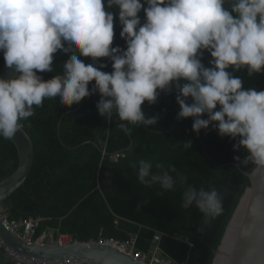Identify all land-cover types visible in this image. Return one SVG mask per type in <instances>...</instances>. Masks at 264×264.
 <instances>
[{
    "label": "clouds",
    "instance_id": "obj_1",
    "mask_svg": "<svg viewBox=\"0 0 264 264\" xmlns=\"http://www.w3.org/2000/svg\"><path fill=\"white\" fill-rule=\"evenodd\" d=\"M106 3L107 9L118 10L126 48L113 47L115 16L105 0H0V52L6 67L19 73L0 77V138L13 139L21 121L46 98L59 97L62 105L72 107L97 93L100 116L110 119L115 111L120 121L153 127L159 116L146 118L145 101L152 105L162 93L175 92L178 120L192 118L197 134L211 126L221 137L232 138L234 151L248 153L234 157L236 166L251 163L254 173L264 170V90L245 88L233 74L241 68L249 76L264 73V0ZM61 51L68 56L62 74L45 80L38 73L53 72L55 54ZM205 52L212 57L211 67L202 63ZM102 58L111 62V73L102 70L108 67ZM118 127L130 131L125 123ZM184 146L191 148L192 141ZM156 168L160 171L153 173L151 161H139L140 182L158 183L165 190L186 183L182 174H170L174 166L165 170L158 163ZM182 200L186 209L195 205L205 223L223 211L215 188L188 185Z\"/></svg>",
    "mask_w": 264,
    "mask_h": 264
},
{
    "label": "trees",
    "instance_id": "obj_2",
    "mask_svg": "<svg viewBox=\"0 0 264 264\" xmlns=\"http://www.w3.org/2000/svg\"><path fill=\"white\" fill-rule=\"evenodd\" d=\"M105 7L115 16L113 47L126 48L119 35L122 29L118 10L107 9L106 0ZM140 16L143 22V11ZM67 59L66 54L58 52L53 72L38 74L44 79L62 74ZM80 59L92 63L90 57ZM210 60L212 57L205 52L202 63L211 67ZM4 62L0 52V68ZM101 62L108 64L102 70L111 73V62L107 58ZM233 74L243 79L245 88L264 90V73L249 76L247 68H241ZM175 95V92L162 93L152 105L145 101L142 107L146 118L159 116L153 127L120 121L115 111L110 119L104 118L96 108L100 95L86 97L78 111L65 116L62 137L69 146L94 141L101 149L92 143L69 149L58 139L60 116L78 104L66 107L55 97L46 98L41 107L34 106L35 114L21 121L34 142V164L24 185L2 203L8 206L10 218L42 216L39 231L56 227L73 240L97 239L100 231L104 237L119 240L134 234L137 247L142 250L149 248L158 233L162 252L176 261L212 264L228 221L249 184L245 172H250L254 165L236 166L234 157L243 159L248 153L243 148L234 151L236 141L232 138L221 137L211 126L197 134L192 129V118L178 120L180 109ZM120 123L127 124L130 131H122ZM186 141H192L191 148H185ZM116 153L124 156L114 161L111 156ZM141 160L152 162L153 173L160 171L156 168L158 163L165 170L174 166L176 171L170 174L174 178L177 173L182 174L186 183L178 182L172 190H165L158 183H141L138 178ZM18 163L13 142L0 138V181L11 175ZM188 185L205 190L215 188L222 199V213L205 223L203 213L195 205L184 208L182 197Z\"/></svg>",
    "mask_w": 264,
    "mask_h": 264
},
{
    "label": "water",
    "instance_id": "obj_3",
    "mask_svg": "<svg viewBox=\"0 0 264 264\" xmlns=\"http://www.w3.org/2000/svg\"><path fill=\"white\" fill-rule=\"evenodd\" d=\"M225 7H231L226 3ZM14 69L0 68V77L11 79L18 76ZM47 80V79H45ZM81 102L60 116L57 123L58 139L62 145L75 149L92 143L99 149L97 142L85 141L77 146L67 145L62 137V122L65 116L79 110ZM19 157L16 170L0 181V205L19 187L24 185L35 159V146L30 134L22 127L11 139ZM254 168V167H253ZM249 179L224 234L214 252L212 264H264V170L245 172ZM0 238L4 244L20 255L36 259L69 260L80 264H147L141 259H134L110 244L100 243L96 239L83 241L74 239L67 245H46L28 243L9 231L0 216Z\"/></svg>",
    "mask_w": 264,
    "mask_h": 264
},
{
    "label": "built area",
    "instance_id": "obj_4",
    "mask_svg": "<svg viewBox=\"0 0 264 264\" xmlns=\"http://www.w3.org/2000/svg\"><path fill=\"white\" fill-rule=\"evenodd\" d=\"M123 153H116L111 159L117 161ZM0 216L3 219L4 226L28 243L46 244V245H67L73 241L71 235L64 234L56 227H46L39 231L42 216H26L20 218H10L8 206L0 205ZM117 222V221H116ZM100 243L110 244L122 253L130 255L134 259H141L147 264H185L176 261L174 258L164 254L160 248V235H154L150 246L147 250L137 247V235H130L124 240L104 237L100 231L96 239ZM0 247L3 249L5 256L9 259L10 264H80L77 261L69 260H47L36 259L18 254L11 248L7 247L0 238Z\"/></svg>",
    "mask_w": 264,
    "mask_h": 264
},
{
    "label": "crops",
    "instance_id": "obj_5",
    "mask_svg": "<svg viewBox=\"0 0 264 264\" xmlns=\"http://www.w3.org/2000/svg\"><path fill=\"white\" fill-rule=\"evenodd\" d=\"M0 264H10L9 259L5 256L3 249L0 247Z\"/></svg>",
    "mask_w": 264,
    "mask_h": 264
}]
</instances>
